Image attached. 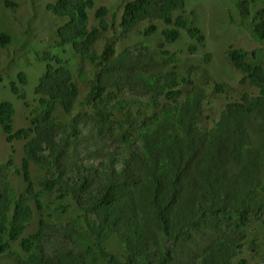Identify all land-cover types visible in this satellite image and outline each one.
<instances>
[{
  "label": "trees",
  "instance_id": "obj_1",
  "mask_svg": "<svg viewBox=\"0 0 264 264\" xmlns=\"http://www.w3.org/2000/svg\"><path fill=\"white\" fill-rule=\"evenodd\" d=\"M258 1L237 0L240 15L250 16ZM186 3L125 0L120 34L157 19L167 42L184 30L203 45L202 29L175 15ZM48 8L66 21L57 30L60 52L42 54L29 124L17 128L14 102L0 101L7 141L26 140L20 165L12 156L0 160V264H248L242 255L264 246V64L229 46L227 59L255 92L234 98L233 87L214 81L229 101L217 118H204L209 91L196 82V65L181 73L174 53L143 42L122 50L105 42L98 51L114 25L95 0ZM252 17L264 38V7ZM156 29L150 24L144 33ZM11 42L0 31V53ZM67 46L95 65L80 104ZM18 79L28 84L25 72ZM10 85L26 100L16 81ZM12 173L22 175L24 191L14 188ZM36 210L39 226L25 235ZM112 237L119 254L107 249Z\"/></svg>",
  "mask_w": 264,
  "mask_h": 264
},
{
  "label": "rangeland",
  "instance_id": "obj_2",
  "mask_svg": "<svg viewBox=\"0 0 264 264\" xmlns=\"http://www.w3.org/2000/svg\"><path fill=\"white\" fill-rule=\"evenodd\" d=\"M5 1L0 0V31H8L12 35V42L0 53V101L9 99L14 102L15 126L19 128L29 124L31 109L38 104L35 87L46 67L42 54L45 51L60 52L57 46V30L66 19L56 16L49 10V3L56 0H11L16 6H7ZM95 1L96 6L106 5L110 9L109 18L114 25L112 30L98 40L95 48L101 51L105 42H110L115 43L118 50H122L127 46L143 42L154 49H166L174 53L177 57V68L181 73H185L190 65H196L195 80L204 84L209 91L208 101L202 111L204 118L207 116L217 118L229 101L226 94H220L213 88L214 81L233 87L234 98H238L244 91L255 92L253 87L240 82L242 73L227 59L226 51L231 45L243 48L249 60L264 64V38L257 35L252 17L255 11L264 7V0L258 1L251 7L252 14L248 17L240 15L236 5L237 0H186L185 9L176 12L175 15L185 14L202 29L205 34L203 45L191 38L184 30L176 42H167L162 34L165 24L157 19L141 22L133 31L121 35L119 23L125 0ZM91 22L93 24L97 22L94 11L91 12ZM150 24H155L157 29L153 34L146 35L144 29ZM193 46L197 47L195 51L191 50ZM64 56L69 60L80 87V104L89 91L95 65L89 59L82 58L71 46H67ZM20 71L26 73L28 84L23 85L19 81ZM12 81H16L27 94L26 100L12 92L10 85ZM59 113H61L60 106ZM25 142L26 140L8 142L0 128V160L6 161L12 156L20 165L25 155ZM31 169L34 176L39 174L34 165H31ZM11 180L18 192L24 191L25 182L22 175L12 173ZM39 219L40 213L36 210L25 235L37 230ZM255 230L260 234V230ZM106 246L115 254H119L122 250V245L116 237L109 239ZM15 248L20 250L17 244ZM242 256L248 259V264H263L264 246L256 251H246Z\"/></svg>",
  "mask_w": 264,
  "mask_h": 264
},
{
  "label": "water",
  "instance_id": "obj_3",
  "mask_svg": "<svg viewBox=\"0 0 264 264\" xmlns=\"http://www.w3.org/2000/svg\"><path fill=\"white\" fill-rule=\"evenodd\" d=\"M263 264H264V262H263Z\"/></svg>",
  "mask_w": 264,
  "mask_h": 264
}]
</instances>
